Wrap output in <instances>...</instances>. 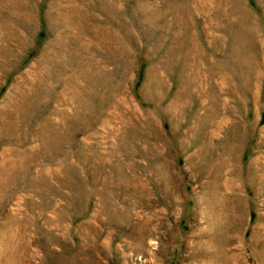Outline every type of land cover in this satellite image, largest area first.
I'll use <instances>...</instances> for the list:
<instances>
[{
	"label": "rangeland",
	"instance_id": "obj_1",
	"mask_svg": "<svg viewBox=\"0 0 264 264\" xmlns=\"http://www.w3.org/2000/svg\"><path fill=\"white\" fill-rule=\"evenodd\" d=\"M0 264H264V0H0Z\"/></svg>",
	"mask_w": 264,
	"mask_h": 264
},
{
	"label": "bare ground",
	"instance_id": "obj_2",
	"mask_svg": "<svg viewBox=\"0 0 264 264\" xmlns=\"http://www.w3.org/2000/svg\"><path fill=\"white\" fill-rule=\"evenodd\" d=\"M118 214V213H117Z\"/></svg>",
	"mask_w": 264,
	"mask_h": 264
}]
</instances>
